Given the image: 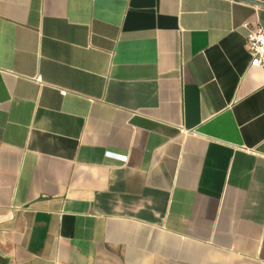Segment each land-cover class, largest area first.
Masks as SVG:
<instances>
[{
  "label": "crops",
  "instance_id": "crops-1",
  "mask_svg": "<svg viewBox=\"0 0 264 264\" xmlns=\"http://www.w3.org/2000/svg\"><path fill=\"white\" fill-rule=\"evenodd\" d=\"M257 22L264 0H0V264H264Z\"/></svg>",
  "mask_w": 264,
  "mask_h": 264
},
{
  "label": "built area",
  "instance_id": "built-area-1",
  "mask_svg": "<svg viewBox=\"0 0 264 264\" xmlns=\"http://www.w3.org/2000/svg\"><path fill=\"white\" fill-rule=\"evenodd\" d=\"M247 50L252 58V67H264V27L258 22L253 26H249L247 34ZM37 81H41L38 77ZM65 95L66 92H63ZM123 158V156H120Z\"/></svg>",
  "mask_w": 264,
  "mask_h": 264
}]
</instances>
